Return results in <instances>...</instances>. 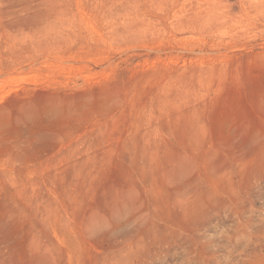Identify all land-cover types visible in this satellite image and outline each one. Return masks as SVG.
I'll use <instances>...</instances> for the list:
<instances>
[{
  "label": "rangeland",
  "instance_id": "rangeland-1",
  "mask_svg": "<svg viewBox=\"0 0 264 264\" xmlns=\"http://www.w3.org/2000/svg\"><path fill=\"white\" fill-rule=\"evenodd\" d=\"M0 264H264V0H0Z\"/></svg>",
  "mask_w": 264,
  "mask_h": 264
}]
</instances>
